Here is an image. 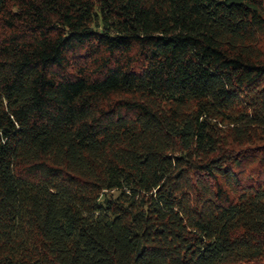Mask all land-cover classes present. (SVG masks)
I'll return each instance as SVG.
<instances>
[{"label": "trees", "instance_id": "trees-1", "mask_svg": "<svg viewBox=\"0 0 264 264\" xmlns=\"http://www.w3.org/2000/svg\"><path fill=\"white\" fill-rule=\"evenodd\" d=\"M0 264H264V0H0Z\"/></svg>", "mask_w": 264, "mask_h": 264}]
</instances>
